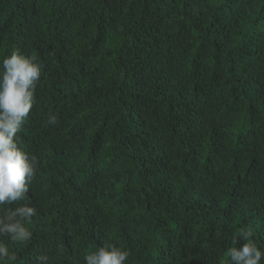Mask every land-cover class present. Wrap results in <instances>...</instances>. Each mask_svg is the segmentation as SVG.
Instances as JSON below:
<instances>
[{
  "label": "trees",
  "instance_id": "1",
  "mask_svg": "<svg viewBox=\"0 0 264 264\" xmlns=\"http://www.w3.org/2000/svg\"><path fill=\"white\" fill-rule=\"evenodd\" d=\"M14 50L42 66L17 133L37 215L0 264H225L248 227L264 251V0H0Z\"/></svg>",
  "mask_w": 264,
  "mask_h": 264
},
{
  "label": "clouds",
  "instance_id": "2",
  "mask_svg": "<svg viewBox=\"0 0 264 264\" xmlns=\"http://www.w3.org/2000/svg\"><path fill=\"white\" fill-rule=\"evenodd\" d=\"M42 66L34 55L26 56L12 51L0 60V237L8 236L13 242H30L33 233L26 225L37 215V208L21 203L27 198L29 186L38 170V158L29 155L18 143L17 133L27 120L36 103L35 89ZM55 114H49L48 123L55 124ZM16 202V207H9ZM7 205L8 207H4ZM244 241L239 248L229 247L225 264H261L264 251L255 242L253 228L241 229L235 235ZM129 251L104 244L85 253V264H125ZM15 262L18 257L0 239V260ZM47 254L35 257V264H49Z\"/></svg>",
  "mask_w": 264,
  "mask_h": 264
}]
</instances>
